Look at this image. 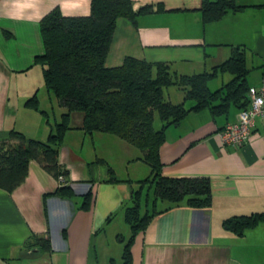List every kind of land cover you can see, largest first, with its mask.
<instances>
[{"label":"crops","instance_id":"1","mask_svg":"<svg viewBox=\"0 0 264 264\" xmlns=\"http://www.w3.org/2000/svg\"><path fill=\"white\" fill-rule=\"evenodd\" d=\"M133 1L136 9L149 4L156 11L137 22L117 20L108 67L135 57L167 62L180 74H196L222 64L233 46L243 45L252 48L262 64L258 78L249 75L250 86L264 84V0H236L246 8L230 10L207 24L202 18L203 0ZM91 2L0 0V141L13 129L47 140L52 129L50 106L29 81L36 58L45 53L40 21L56 7L67 16L88 15ZM35 94L39 110L27 106ZM47 95L54 122L60 121L65 108L58 100L56 108ZM166 95L176 103L184 101L178 87ZM240 111L232 106L217 116L209 109L191 112L167 129L161 149L163 175L208 178L212 203L205 207L182 203L165 210L168 203L159 201L157 209L163 211L136 236L132 264H264V221L242 235L225 226L228 219L264 213V120L257 118L252 136L240 147L224 145L218 135L238 121ZM81 125V117L74 114L73 128L65 133L59 150L74 197L58 195L59 180L35 160L29 162L22 185L13 192L0 189V264H122L132 233L125 207L151 168L140 159L138 149L118 136L89 134ZM107 141L115 145L124 165L110 160ZM138 164L149 168L138 173L131 168ZM150 197L154 201L153 190H148L146 209ZM41 238H49L50 253L40 249Z\"/></svg>","mask_w":264,"mask_h":264},{"label":"trees","instance_id":"2","mask_svg":"<svg viewBox=\"0 0 264 264\" xmlns=\"http://www.w3.org/2000/svg\"><path fill=\"white\" fill-rule=\"evenodd\" d=\"M244 8L236 0H203V22L220 20L228 11ZM155 11L149 4L136 9L133 0H92L88 15L67 16L59 7L45 14L40 21L45 53L36 58V63L42 67L48 92L65 112L60 121L50 123L47 140L29 138L13 129L7 139L0 141V189L13 192L22 185L29 162L35 160L59 180L56 193L68 198L75 193L69 171L60 163L59 150L65 133L73 128L74 114L81 117V129L85 132L116 135L141 152L140 159L150 166L151 174L139 181L141 188L134 191L132 203L125 207V219L132 233L124 245L122 264H132L136 236L146 230L155 214L163 211L157 209L159 201L168 203L165 210L182 203L194 207L212 203L208 178L163 175L161 149L167 129L180 124L191 112L209 109L217 116L228 113L232 106L246 109L251 102V68L243 45L233 46L232 55L222 64L196 74H180L167 62L152 63L135 57H127L121 66L108 67L117 20L137 22L140 16ZM220 73H229L230 79L212 89L210 82ZM173 86L184 93L183 102L176 103L166 95ZM27 106L39 110L37 94L28 100ZM145 185L153 190L154 202L153 209L144 212ZM88 203L89 196L85 205ZM263 221L264 213H254L228 219L225 226L242 235ZM37 244L45 253L52 251L49 238L38 239Z\"/></svg>","mask_w":264,"mask_h":264},{"label":"rangeland","instance_id":"3","mask_svg":"<svg viewBox=\"0 0 264 264\" xmlns=\"http://www.w3.org/2000/svg\"><path fill=\"white\" fill-rule=\"evenodd\" d=\"M251 49L252 48L247 47L248 65H249V68H251L250 77L251 78L257 77L258 78V76L260 74V70H261L260 67L262 66V64H260V66H259V64L257 63L259 56H258V54H256L254 52V50H251ZM228 77H230L229 73H220L218 77H216L215 79H213L210 82L211 88L217 89L218 87H220V85H221L220 83L223 80L225 82H227L229 80ZM29 81L33 87H35V86L39 87V88H36V87L35 88L39 89L38 90L39 95L42 98L44 97L45 103L50 106V108H49L50 120H51L52 125H54L55 124V122H54V117H55L54 111L51 108V104H50L51 101L47 95L48 91H47V87L45 85L43 70H42V67L40 64H36V66L33 67L32 71L29 74ZM169 90L170 91L171 90H177V87H175V86L170 87ZM51 97L53 98V102L56 104L57 99L54 96H51ZM172 101L176 102V98H175V100L173 99ZM55 107L57 108V104L55 105ZM157 124L159 125L158 116H157ZM106 143L107 144L105 146H108L107 149L110 152V156H108L110 158V160H112V161L117 160L118 162H114V163H116V164L118 163L121 166L124 165V163H120L122 160L117 158V149H116L115 145H113V143H111L109 141H107ZM132 166L133 167H131V168L136 169V171H138V173H142V171H144L145 168H149L145 164H138V165H132ZM148 190H149V187L147 186L145 189V192H144V201H143V208H142L144 212L146 210V204H147V200H148V198H147ZM150 199H151V197H150ZM150 199H149L150 202H149V206H148L149 209L153 207V202H154L153 198L151 200Z\"/></svg>","mask_w":264,"mask_h":264},{"label":"built area","instance_id":"4","mask_svg":"<svg viewBox=\"0 0 264 264\" xmlns=\"http://www.w3.org/2000/svg\"><path fill=\"white\" fill-rule=\"evenodd\" d=\"M250 105L239 113L238 121L229 123L219 132L224 145L240 147L245 145L252 136L257 118L264 120V84L261 87H251L249 90ZM64 181V177H60Z\"/></svg>","mask_w":264,"mask_h":264}]
</instances>
